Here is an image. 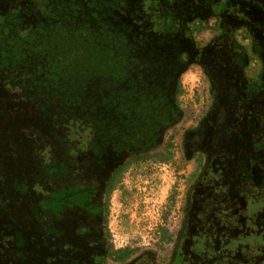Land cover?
Here are the masks:
<instances>
[{
	"label": "rangeland",
	"instance_id": "obj_1",
	"mask_svg": "<svg viewBox=\"0 0 264 264\" xmlns=\"http://www.w3.org/2000/svg\"><path fill=\"white\" fill-rule=\"evenodd\" d=\"M15 5L11 12L6 4L0 6L1 163L6 175L10 167L14 180L26 179L29 188L20 195L22 200L14 198L17 195L12 189L10 197L4 199L6 204L0 206V264H44L48 231L41 226L46 215L35 203L51 184L62 180L43 175L32 180L27 169L32 166L31 171L36 169L33 175L41 174V147H52L56 160L61 158L59 153L87 156L88 166L102 163L108 171V143L116 149L125 145L120 139L114 142L109 138L111 120L115 124L120 117L110 113H116L117 104L125 105L126 93L132 90L147 92L145 110L157 102L154 93L167 85L173 54L166 38L137 40L132 33L137 24L127 23L125 9L117 0H22ZM174 30L175 24H170L169 31L157 36ZM260 86L264 83L250 86L249 99L254 103L251 120L240 125L249 131L254 149L248 167L241 171L242 176L248 172L250 178L262 179L263 184L264 99L256 98L264 94ZM179 89L180 104L191 112L186 125L204 111L209 100L200 69L185 71L179 78ZM4 97L21 99V107L13 108ZM234 110L230 107V118L236 117L238 111L232 114ZM138 125V120L130 123L127 133L142 136V131L134 130ZM181 127L177 125L163 136L171 149L168 158L159 153L132 162L108 193L106 224L115 248L128 247L134 254L148 249L160 255L167 248V238L178 225L191 170L181 159L177 136ZM120 150L119 156L124 157L127 147ZM85 173L93 171L86 169ZM73 180L82 182L76 175ZM43 187L47 188L41 192ZM11 197L17 203L10 201ZM258 201L262 210L255 219L264 228V187ZM80 205L78 198L77 206L67 212L78 214ZM63 227L61 224L59 229ZM252 237V254L245 264H264V231ZM66 261L61 257L59 264H69Z\"/></svg>",
	"mask_w": 264,
	"mask_h": 264
},
{
	"label": "flooded vegetation",
	"instance_id": "obj_2",
	"mask_svg": "<svg viewBox=\"0 0 264 264\" xmlns=\"http://www.w3.org/2000/svg\"><path fill=\"white\" fill-rule=\"evenodd\" d=\"M21 1L0 0V6L6 4L11 12L15 3ZM117 1L125 9L127 23L137 24L132 29L137 40L151 36L170 40L172 65L167 72V85L154 93L159 99L155 98L157 102L148 110L144 109V103L141 105L129 96L124 98L125 104L133 103L131 109L139 111L136 115L141 126L134 130L142 131V136L127 133L128 125L133 124V111L123 108L126 113L118 115L115 124L111 120L109 138L124 141L120 148L128 149L124 157L119 156L122 150L109 142L108 171L99 166L92 168L87 156H78L76 176L82 180L79 184L102 182L107 177L117 181L132 163L123 169L130 157L164 153L165 142L162 151L157 148L162 131L168 133L172 127L181 125L178 139L181 159L191 165V170L178 226L167 243L168 252L163 251L162 256L147 249L121 262L116 260L114 251L118 248L112 239L107 250L101 226L103 214L93 207V201L87 202L99 195L89 192L90 197L83 194L78 197L81 205L79 213L73 215L74 225L63 221L42 223L41 227L48 231L44 238L46 254L42 250L46 257L43 263L59 264L64 257L69 264H245L252 254V236L264 231L255 219L262 210L257 198L263 193L264 183L262 179L257 182L250 178L248 172L242 176L241 170L248 167L254 149L251 150L249 131L240 126L251 120L254 103L249 99L250 86L264 83V0ZM170 24L176 26L172 34L157 36L169 31ZM191 67L199 68L204 75L209 100L204 111L185 125L191 115L187 117L186 108L178 100L177 84ZM260 89L264 91V86ZM256 98L263 100L264 94ZM9 99H14L11 104L15 109L21 107V99ZM230 107L238 111L235 118L228 115ZM127 115L131 120H124ZM160 120L165 124L162 129ZM86 169L93 173L87 175ZM61 224L65 227L59 229ZM62 234L67 235L65 243L57 238Z\"/></svg>",
	"mask_w": 264,
	"mask_h": 264
},
{
	"label": "trees",
	"instance_id": "obj_3",
	"mask_svg": "<svg viewBox=\"0 0 264 264\" xmlns=\"http://www.w3.org/2000/svg\"><path fill=\"white\" fill-rule=\"evenodd\" d=\"M177 88L179 90V85L177 84ZM134 89V88H131ZM135 91L138 90H132L131 92L133 94H135L134 96L131 95V92H127L125 97H131L132 99H134L135 101H138L139 103H141V105L148 100L149 97H146L147 92H137L135 93ZM130 93V95H129ZM179 92H177L178 94ZM10 103H14V99L9 100ZM131 102V101H130ZM132 104L133 103H127L124 106L121 105L119 106V104H117L118 106L115 108V112L118 114L121 113H126L125 111H133V115L131 116V119H133V121L131 120L132 123H135L136 120L138 119V112L137 108H134V110H132ZM122 106V108H121ZM14 108V107H13ZM19 108V107H17ZM125 111H124V109ZM121 109V110H119ZM142 111V108H141ZM162 113V111H161ZM137 114V115H136ZM186 114L187 117L189 115H191V112L186 109ZM186 118V117H185ZM146 120V119H145ZM163 120V119H161ZM160 120V121H161ZM164 121H161V129L164 126ZM33 125H30V127ZM175 127H172L171 130H173ZM164 131H162L161 134V141L159 142L157 148L159 147L160 150L162 151L163 149V145H164V140H163V135H164ZM178 139L180 137V132L177 133ZM62 144V143H61ZM80 143L77 142L76 146L80 149ZM165 148H164V153L162 152V155L164 158H168L171 155V149L170 146L165 144ZM63 146V144H62ZM61 146V147H62ZM41 150L43 152V156H41V159L44 161L43 166L40 167V173L41 174H36L33 175L31 171L32 166H30L29 170L30 172H28V176L30 177L32 180H38V178H40V175H43L44 177H51L52 179H61L62 183L59 184V182L57 183V185H55L54 183L51 184L50 188H48V190L45 192L43 191L44 189H46L47 187H43L41 189V192L43 191V195L44 197H42L40 200L36 201V205L40 208V210L46 215L45 219H44V223L43 224H49V223H56V222H64L65 224H73L74 225V214H72L71 212H67V210L75 208L77 206V199L79 196H81L83 194L88 196L87 193L90 192V194H95V195H99V197H91V199H87V202L89 203L90 200L93 201V207L98 208L97 210H100L102 215V222H101V226L103 229V235H104V239L106 240L107 243V250H108V243L111 244V237L108 233V229H107V224H106V213H107V199H108V193L113 189L116 181H112V177L110 179H108V177L103 180L102 182H94V183H84V184H79L76 180V182L73 180V176L76 175V173L78 172V157L76 155H71L70 157H68V155L65 153H59L61 154V158H57L54 155L53 152H55L54 149H52V147H41ZM34 151V150H33ZM80 151V150H79ZM18 153V152H17ZM1 154H4L3 149H0V164L1 160H3ZM14 154V153H13ZM15 156V155H14ZM17 156V155H16ZM19 157V156H17ZM33 157V156H32ZM55 157V158H54ZM147 154H140V155H135L134 157H130L127 161V163L125 165H123V169L126 168L131 162L138 160V159H143L146 158ZM12 164V163H11ZM100 168L103 167V165L101 164L99 166ZM98 169V167H96ZM104 168V167H103ZM10 167L7 168V172L8 175H6V171H5V166L4 164L0 165V206L5 205L6 204V199H8V194H10L12 189H15L14 192L17 197L14 195V198H21L20 195H23L26 192V190L28 191L29 188V183L28 181L25 179V181L20 180V179H16L14 180V175L10 174ZM36 179H35V178ZM13 178V179H12ZM33 184L35 186H39L38 183L33 182ZM20 196V197H19ZM90 197V196H88ZM13 197L10 198V201L12 200L13 202L15 201L17 203V201L14 199ZM47 198H50L49 200H47ZM5 199V200H4ZM9 202V201H8ZM34 204V205H35ZM92 204V203H91ZM178 226V225H177ZM176 226V228H177ZM176 230V229H174ZM173 230V231H174ZM54 232V234H56V231L52 230ZM67 231H64V233H66ZM172 233V232H171ZM170 233V236H168L167 238V242L171 239L172 234ZM67 235L62 234V237H57L59 242H66V237ZM169 248H166L164 251L168 252ZM142 250H147V249H142ZM115 255H117V259L121 262H124L125 260H127L128 258H131V256L134 254V250L131 248H122V249H117L116 251H114ZM157 255H160L157 253ZM163 255V254H162ZM161 255V256H162Z\"/></svg>",
	"mask_w": 264,
	"mask_h": 264
}]
</instances>
